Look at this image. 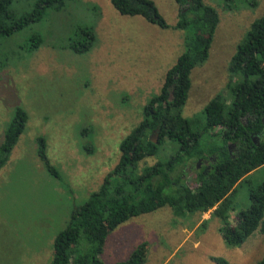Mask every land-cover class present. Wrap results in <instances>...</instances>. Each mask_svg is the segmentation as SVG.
<instances>
[{"label": "rangeland", "instance_id": "374dc122", "mask_svg": "<svg viewBox=\"0 0 264 264\" xmlns=\"http://www.w3.org/2000/svg\"><path fill=\"white\" fill-rule=\"evenodd\" d=\"M36 1L11 0L9 8L22 15ZM63 1L59 7V0L47 5L39 21L0 37V147L14 109L27 113L24 131L0 166V264L51 263L54 238L66 226L70 211L100 187L117 163L121 139L160 92L189 33L172 27L179 18L174 0H152L166 28L122 15L110 0ZM202 1L216 9L219 19L207 59L190 73L182 108L189 119L201 117L218 94L230 102V86L239 76L230 73L229 62L252 22L264 13V0ZM86 27L95 31L96 42L90 51L75 53L70 42ZM40 139L57 176L39 155ZM87 145H92L91 152ZM170 153L165 148L140 166ZM194 171V163L185 165L184 183L191 184ZM261 182L264 165L235 185L227 207L229 223L250 205V187ZM221 225L222 219L210 211L176 214L165 205L128 219L107 236L108 247L118 250L110 262L126 259L143 241L144 264H219L213 256L228 264H254L264 256L259 226L232 247L223 241ZM104 255L100 258L108 264Z\"/></svg>", "mask_w": 264, "mask_h": 264}, {"label": "trees", "instance_id": "16d2710c", "mask_svg": "<svg viewBox=\"0 0 264 264\" xmlns=\"http://www.w3.org/2000/svg\"><path fill=\"white\" fill-rule=\"evenodd\" d=\"M55 1L37 0L30 12L17 15L9 8L11 0H0V37L39 21L46 6ZM59 1L58 7L64 3ZM174 1L179 18L172 27L189 30L184 50L166 71L160 92L144 106L141 121L121 139L117 163L100 187L70 211L66 226L54 238L50 264H106L100 255L107 236L128 219L165 205L176 214L210 211L220 217L219 233L228 246H240L258 226L264 236V182L250 187V205L237 212L232 223L227 220L235 185L264 165V137L258 142L252 138L264 129V13L252 22L229 62L230 73L239 76L230 86V102L218 94L204 106L201 117L189 119L182 115V108L191 86L190 73L207 59L219 18L216 9L202 0ZM110 2L122 15L140 16L161 28L169 26L152 0ZM78 32L69 47L75 53H86L94 46L96 33L90 27ZM36 40L38 43L40 38ZM26 121L27 113L17 106L4 131L0 166ZM151 133H155L156 142ZM231 142L234 151L228 149ZM39 144L47 170L57 176L45 155L44 141L40 139ZM165 148L171 151L166 159L140 166L145 158L158 156ZM85 149L91 152L93 148L87 145ZM199 159L212 163V168L206 172V165L195 169L191 184L184 183L185 165L191 162L196 167ZM146 252L147 242L143 241L126 259L114 264H144ZM213 259L228 264L222 257ZM254 264H264V256Z\"/></svg>", "mask_w": 264, "mask_h": 264}, {"label": "flooded vegetation", "instance_id": "af4514ba", "mask_svg": "<svg viewBox=\"0 0 264 264\" xmlns=\"http://www.w3.org/2000/svg\"><path fill=\"white\" fill-rule=\"evenodd\" d=\"M253 137H254L253 139L255 140V142H258L260 139H262L264 137V129L261 132H259V133L253 134ZM233 146H235L234 142L229 143L228 149L231 150V147H233ZM211 158H213V156H211ZM200 163H201V160H200ZM205 165L206 166H205L204 172L209 171L212 168V163H207ZM196 168H197V164H196L195 169Z\"/></svg>", "mask_w": 264, "mask_h": 264}, {"label": "crops", "instance_id": "0c3cea01", "mask_svg": "<svg viewBox=\"0 0 264 264\" xmlns=\"http://www.w3.org/2000/svg\"><path fill=\"white\" fill-rule=\"evenodd\" d=\"M106 244H107V240H106L105 245H104L103 255L105 254V253H104L105 250H107V251H106V256L104 255V258H105L106 260H107V258H109V260H107V261H109V262H107V263H108V264H111V263H113V262H110V258H111L112 255H115V254L117 253L118 250H115V249L112 248L111 246L108 247V246H109V243L107 244V246H106ZM107 248H108V249H107ZM115 248H118V247H115ZM118 249H119V248H118Z\"/></svg>", "mask_w": 264, "mask_h": 264}, {"label": "water", "instance_id": "95a60500", "mask_svg": "<svg viewBox=\"0 0 264 264\" xmlns=\"http://www.w3.org/2000/svg\"><path fill=\"white\" fill-rule=\"evenodd\" d=\"M252 138H254L253 135H252ZM151 139H152L153 142H156V140H155L153 137H151ZM253 140H254V139H253ZM254 141H255V140H254ZM199 164H200V159L197 161V167L199 166Z\"/></svg>", "mask_w": 264, "mask_h": 264}]
</instances>
